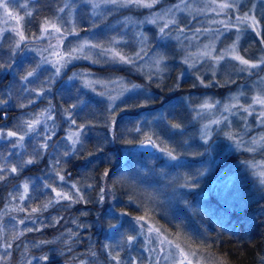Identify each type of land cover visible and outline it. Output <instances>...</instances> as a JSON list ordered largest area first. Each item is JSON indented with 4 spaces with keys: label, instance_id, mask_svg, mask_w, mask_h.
Segmentation results:
<instances>
[{
    "label": "rangeland",
    "instance_id": "obj_1",
    "mask_svg": "<svg viewBox=\"0 0 264 264\" xmlns=\"http://www.w3.org/2000/svg\"><path fill=\"white\" fill-rule=\"evenodd\" d=\"M0 64V74L10 79L0 109H10L12 102L26 109L27 117L17 125L20 132L0 130V146L17 160L28 151L40 152L66 166V147L74 154L85 151L87 138L98 136L93 125L102 124L105 112L93 100L107 112L136 106L132 114L138 116L141 133L133 136H145L125 147L122 157L149 142L148 159L160 163L159 172L146 187L140 182L144 173L124 176L121 192L132 189L137 199L125 207L129 212L115 211L117 200L104 182L98 197L100 208L116 217L109 229L112 242L119 245L122 235H132L123 261L231 264L225 257L230 249L223 246L212 256L205 239L188 237L190 221H174L169 211L191 212L189 206L183 209V195L200 191L203 200L215 196L222 209L246 203L233 175L220 173L201 183L231 155L243 159V168L264 195V0H0ZM92 68L116 71L98 74ZM154 90L173 93V99L159 105L152 100ZM122 124V136L132 139L127 120ZM52 168L46 167L53 185L44 188L48 200L40 212L23 208L24 182L15 199L13 188L2 195L14 205L6 203L0 213V264H45L53 256L57 264H87V259L124 264L107 247L105 261H99L89 239L84 244L89 255H78L82 227L61 212L82 204L87 188ZM191 171L198 173L192 172L196 177L189 180ZM7 175L14 178L16 168L10 167ZM50 209L59 211L52 224L61 226V232L50 242L35 240L43 235ZM16 215L17 220L12 218ZM24 227L37 232L28 237ZM13 229L16 233L6 239ZM223 240L225 236L215 244ZM136 244L137 256L131 253Z\"/></svg>",
    "mask_w": 264,
    "mask_h": 264
},
{
    "label": "trees",
    "instance_id": "obj_2",
    "mask_svg": "<svg viewBox=\"0 0 264 264\" xmlns=\"http://www.w3.org/2000/svg\"><path fill=\"white\" fill-rule=\"evenodd\" d=\"M1 66L3 67L2 64H0V67ZM92 71L98 74H114L116 70L92 68ZM9 80L8 75L0 74V98L4 90L10 85ZM183 85L184 84L180 86L182 88L190 87V85ZM56 87L57 85L55 89ZM153 92L152 100L159 105L165 104L173 99V93L168 95V93L165 94L158 90H154ZM191 92H193V89H191ZM180 94L181 92H179V95ZM93 102L97 104L95 108H100L101 111L105 112L102 124L98 126L93 125V129L98 136L87 138V147L85 151H79V153L77 152L74 154L66 147L65 150H63V155H65L64 163H66V166L60 163V158L58 160L54 158L48 160L46 154L42 155L40 152L31 154L27 150L28 152L20 155V159L18 158L19 160H17L16 155H8L10 153L9 151L0 150V168L4 169V172L0 173V213L2 212L3 214V212H5L4 210L6 209L4 208L3 210V206L6 203L11 204V200H6L5 197L2 198V195L4 196L7 190H12L13 188L14 195L12 198L15 199V196L18 195L17 189H19L22 182L28 186V193L23 208L28 211L34 209L36 212H40L45 208V202L48 200V196L46 195L47 190L45 191L44 188L45 186L48 187L53 185L50 177L47 178L46 174V167L50 164L53 167L52 169L67 175L68 180L79 188H87L84 193V202H82V204H76L70 211L68 210L69 212H61L62 215L68 214V216L72 218L75 217L82 227L81 231L77 229L72 231L81 232L77 238V243L79 244L77 248L78 255L82 259H85V257L89 255L88 250L84 248V244L89 239L91 243H93V251L96 253L95 257L97 256L99 261H105L104 252L106 247V249L110 250L113 257L117 259L121 258L120 260L123 261L125 260V253H128L126 251V240L127 238L129 239V237L131 238L132 235H130V233L124 236L122 235V243L119 241V245L116 243L115 245L114 242H112L114 238L109 235V229L116 223V217L115 215L106 213L101 209L102 207L100 208L98 197L99 191L102 188V183L104 182L110 187L117 200L115 203V211L119 213L125 211L129 212V210H125V207L130 202H134L137 199L132 189L129 190L126 195L121 192V184L123 183L124 176H135L136 171L137 173L140 171L147 175L145 177V175L143 176L142 174V181H140L144 183V187H146L147 184L153 182L152 177L154 176L152 175L159 172V166L157 167V165H160V163L157 161V163L153 164L148 159L149 154H143L137 149L138 152L128 153L122 157L121 151L123 152L125 147L136 146L135 144L145 136L144 134H137L138 136L134 135L136 137L135 139L133 136V133L139 130L137 127L138 116L132 114L136 106L129 107L124 113H116L114 111L107 112V108L105 109L104 106L98 104L95 100H93ZM18 104L19 102H12L10 109H8V107L7 109H0V130L13 132L15 134L21 131L20 129L22 126H17L20 121L19 119H25L27 116L25 117L23 114L26 112V109L19 108V106H17ZM4 113H8V115L4 121H2L1 115ZM124 120H127L128 128H130L128 134H132V139L130 140L122 136V122ZM76 124L81 126L78 123ZM161 132L162 130L159 128V134H161ZM1 147L2 146H0V148ZM38 148L39 147H37V149ZM168 149L170 151L172 150L171 147ZM199 149L200 148L196 146L197 152ZM50 150L51 149L47 151ZM189 162L192 163V161ZM196 162L198 161L195 160V165L199 164H196ZM242 162L243 159L238 155L226 156L224 160L215 166L213 173L206 176L201 183L211 182L213 178L220 173L221 177L225 178L233 175L245 192L241 193V195L245 198L246 203L243 202L237 205H230L228 208L222 209L223 207L221 206L220 208L219 206L221 203H219L218 199L213 195L203 200L200 198V195H198L201 191L199 193H188L183 195L184 200L181 204L183 209L185 206H189L191 212L186 211V213L184 212V214L181 215L175 211H169V217L174 221H181L184 223L190 221L191 227L187 230L189 234L188 237H201L205 239V241L208 242L205 249L212 256H217L223 246H225L226 250L230 249L228 255L225 257L231 264H264V195L261 188L254 184L253 179L249 176L248 172L245 171ZM185 166L186 164L183 163L180 170H184ZM10 167L16 168L17 175L14 178L7 175ZM192 172H195L194 174L198 173L197 171L189 172V180L196 177V175L192 177ZM136 176L139 177L138 174H136ZM194 185H197V183ZM135 203L137 204L136 201ZM13 205L14 204H11L12 207ZM46 212L49 213V215H45L47 222L44 229L41 230L43 235H38V238L34 236L33 238L38 241L50 242L61 232L62 228L59 225L55 226L52 224V221H55L59 216V211L57 213V210L50 209ZM154 217L156 220L162 222V227L164 230L168 231V227L163 222L162 218L156 215H154ZM12 218L18 219L17 215L12 216ZM198 229L202 230V232H197L196 230ZM15 231L16 230L13 229L11 234L5 238H11L14 233H16ZM24 231V235H28V237H32L33 234L37 232L36 229L31 231L27 229V227H24ZM30 234H32V236H29ZM110 234H112V232H110ZM223 236H225V240H223L221 244H215V242ZM24 241H27V238ZM74 243L76 242L72 244ZM72 244L68 245L70 246ZM101 244L103 247H100ZM138 247L140 246L136 244V246L131 249L133 255H138L136 254ZM244 247L246 248L243 249ZM46 249L49 250L51 248L46 247ZM11 253L14 257L17 256L15 251L12 252L11 250ZM53 257L54 259H49L45 264H57L58 258L55 256ZM87 261V264H92L89 259H87ZM123 263L131 264L132 261L129 259L128 261H123Z\"/></svg>",
    "mask_w": 264,
    "mask_h": 264
},
{
    "label": "water",
    "instance_id": "obj_3",
    "mask_svg": "<svg viewBox=\"0 0 264 264\" xmlns=\"http://www.w3.org/2000/svg\"><path fill=\"white\" fill-rule=\"evenodd\" d=\"M151 150H152V147L149 142H145L138 147V151L143 152V153H149L151 152Z\"/></svg>",
    "mask_w": 264,
    "mask_h": 264
},
{
    "label": "bare ground",
    "instance_id": "obj_4",
    "mask_svg": "<svg viewBox=\"0 0 264 264\" xmlns=\"http://www.w3.org/2000/svg\"><path fill=\"white\" fill-rule=\"evenodd\" d=\"M1 148H2V149H1ZM1 148H0L1 151H5V149H3V147H1Z\"/></svg>",
    "mask_w": 264,
    "mask_h": 264
}]
</instances>
